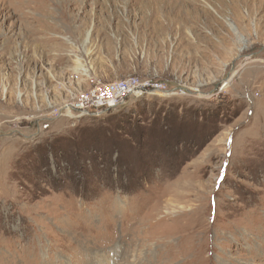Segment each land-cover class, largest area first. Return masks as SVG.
<instances>
[{
	"label": "rangeland",
	"instance_id": "374dc122",
	"mask_svg": "<svg viewBox=\"0 0 264 264\" xmlns=\"http://www.w3.org/2000/svg\"><path fill=\"white\" fill-rule=\"evenodd\" d=\"M0 264H264V0H0Z\"/></svg>",
	"mask_w": 264,
	"mask_h": 264
},
{
	"label": "built area",
	"instance_id": "2783aa9c",
	"mask_svg": "<svg viewBox=\"0 0 264 264\" xmlns=\"http://www.w3.org/2000/svg\"><path fill=\"white\" fill-rule=\"evenodd\" d=\"M165 87L158 83H147L135 76L111 83H97L87 96L70 108L65 116H74L78 119L94 118L123 106L129 98H142L150 94L161 95Z\"/></svg>",
	"mask_w": 264,
	"mask_h": 264
},
{
	"label": "bare ground",
	"instance_id": "6f19581e",
	"mask_svg": "<svg viewBox=\"0 0 264 264\" xmlns=\"http://www.w3.org/2000/svg\"><path fill=\"white\" fill-rule=\"evenodd\" d=\"M174 207V206H173Z\"/></svg>",
	"mask_w": 264,
	"mask_h": 264
}]
</instances>
